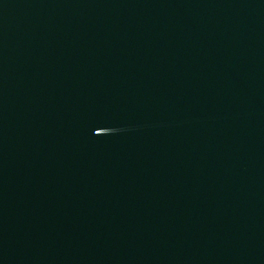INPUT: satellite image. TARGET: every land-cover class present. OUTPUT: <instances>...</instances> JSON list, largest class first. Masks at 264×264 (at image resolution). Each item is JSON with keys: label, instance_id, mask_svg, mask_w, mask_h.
<instances>
[{"label": "water", "instance_id": "1", "mask_svg": "<svg viewBox=\"0 0 264 264\" xmlns=\"http://www.w3.org/2000/svg\"><path fill=\"white\" fill-rule=\"evenodd\" d=\"M0 264H264V0H0Z\"/></svg>", "mask_w": 264, "mask_h": 264}]
</instances>
